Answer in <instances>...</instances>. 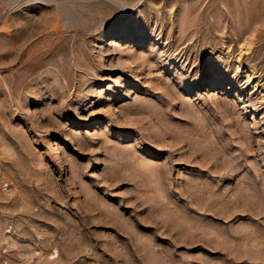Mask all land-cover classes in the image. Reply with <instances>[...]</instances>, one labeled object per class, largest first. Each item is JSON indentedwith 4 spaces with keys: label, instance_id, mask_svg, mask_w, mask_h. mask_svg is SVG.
<instances>
[{
    "label": "rangeland",
    "instance_id": "rangeland-1",
    "mask_svg": "<svg viewBox=\"0 0 264 264\" xmlns=\"http://www.w3.org/2000/svg\"><path fill=\"white\" fill-rule=\"evenodd\" d=\"M0 264H264V0H0Z\"/></svg>",
    "mask_w": 264,
    "mask_h": 264
},
{
    "label": "bare ground",
    "instance_id": "bare-ground-1",
    "mask_svg": "<svg viewBox=\"0 0 264 264\" xmlns=\"http://www.w3.org/2000/svg\"><path fill=\"white\" fill-rule=\"evenodd\" d=\"M112 1V0H111ZM129 1H132V0H129Z\"/></svg>",
    "mask_w": 264,
    "mask_h": 264
}]
</instances>
